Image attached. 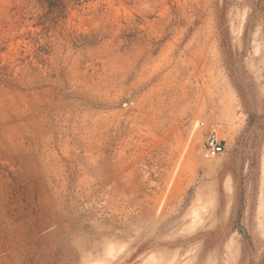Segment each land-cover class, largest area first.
I'll return each mask as SVG.
<instances>
[{"label": "rangeland", "instance_id": "obj_1", "mask_svg": "<svg viewBox=\"0 0 264 264\" xmlns=\"http://www.w3.org/2000/svg\"><path fill=\"white\" fill-rule=\"evenodd\" d=\"M53 4L0 0V264H264V0Z\"/></svg>", "mask_w": 264, "mask_h": 264}, {"label": "built area", "instance_id": "obj_2", "mask_svg": "<svg viewBox=\"0 0 264 264\" xmlns=\"http://www.w3.org/2000/svg\"><path fill=\"white\" fill-rule=\"evenodd\" d=\"M199 128L207 129V124L205 122H199ZM225 150V142L219 138L218 134L212 128L208 129L206 133L204 152L203 156L206 159H216L223 154Z\"/></svg>", "mask_w": 264, "mask_h": 264}, {"label": "trees", "instance_id": "obj_3", "mask_svg": "<svg viewBox=\"0 0 264 264\" xmlns=\"http://www.w3.org/2000/svg\"><path fill=\"white\" fill-rule=\"evenodd\" d=\"M43 4H46L49 8H55V5L53 4L54 1H61V0H39Z\"/></svg>", "mask_w": 264, "mask_h": 264}, {"label": "bare ground", "instance_id": "obj_4", "mask_svg": "<svg viewBox=\"0 0 264 264\" xmlns=\"http://www.w3.org/2000/svg\"><path fill=\"white\" fill-rule=\"evenodd\" d=\"M261 211V208H259V212ZM261 213V212H260Z\"/></svg>", "mask_w": 264, "mask_h": 264}, {"label": "water", "instance_id": "obj_5", "mask_svg": "<svg viewBox=\"0 0 264 264\" xmlns=\"http://www.w3.org/2000/svg\"><path fill=\"white\" fill-rule=\"evenodd\" d=\"M240 230H241L242 232H244L241 228H240Z\"/></svg>", "mask_w": 264, "mask_h": 264}]
</instances>
